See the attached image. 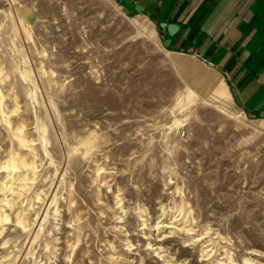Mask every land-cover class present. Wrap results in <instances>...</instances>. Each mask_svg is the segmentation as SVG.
<instances>
[{
  "label": "rangeland",
  "instance_id": "1",
  "mask_svg": "<svg viewBox=\"0 0 264 264\" xmlns=\"http://www.w3.org/2000/svg\"><path fill=\"white\" fill-rule=\"evenodd\" d=\"M226 86L123 0H0V264H264V118Z\"/></svg>",
  "mask_w": 264,
  "mask_h": 264
},
{
  "label": "crops",
  "instance_id": "2",
  "mask_svg": "<svg viewBox=\"0 0 264 264\" xmlns=\"http://www.w3.org/2000/svg\"><path fill=\"white\" fill-rule=\"evenodd\" d=\"M133 1L159 22L164 46L169 35L160 24L181 27L166 51L218 69L237 106L247 116L264 118V0Z\"/></svg>",
  "mask_w": 264,
  "mask_h": 264
},
{
  "label": "water",
  "instance_id": "3",
  "mask_svg": "<svg viewBox=\"0 0 264 264\" xmlns=\"http://www.w3.org/2000/svg\"><path fill=\"white\" fill-rule=\"evenodd\" d=\"M124 7L130 12H145L146 7L136 3L133 0H123ZM162 29H166L169 35V38L165 41V46L170 47L173 42V38L179 33L181 27L178 24H168L167 22H162L160 24Z\"/></svg>",
  "mask_w": 264,
  "mask_h": 264
},
{
  "label": "bare ground",
  "instance_id": "4",
  "mask_svg": "<svg viewBox=\"0 0 264 264\" xmlns=\"http://www.w3.org/2000/svg\"><path fill=\"white\" fill-rule=\"evenodd\" d=\"M162 226V225H161ZM161 230H162V228H161Z\"/></svg>",
  "mask_w": 264,
  "mask_h": 264
}]
</instances>
